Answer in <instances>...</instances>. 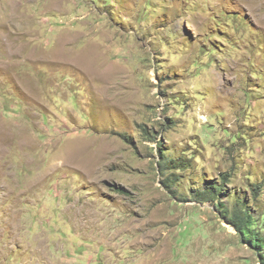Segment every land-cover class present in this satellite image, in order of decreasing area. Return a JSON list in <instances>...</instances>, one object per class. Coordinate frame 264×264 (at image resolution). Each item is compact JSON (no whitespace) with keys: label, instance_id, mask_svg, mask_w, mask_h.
Masks as SVG:
<instances>
[{"label":"rangeland","instance_id":"374dc122","mask_svg":"<svg viewBox=\"0 0 264 264\" xmlns=\"http://www.w3.org/2000/svg\"><path fill=\"white\" fill-rule=\"evenodd\" d=\"M234 196L264 236V0H0V264H264Z\"/></svg>","mask_w":264,"mask_h":264},{"label":"trees","instance_id":"16d2710c","mask_svg":"<svg viewBox=\"0 0 264 264\" xmlns=\"http://www.w3.org/2000/svg\"><path fill=\"white\" fill-rule=\"evenodd\" d=\"M188 159L184 157H178L175 159H165L162 158L158 161L159 169L161 173H165V171L169 169H180L181 167H185ZM233 173L228 171L220 174L219 178L210 179V181L203 180L200 183H197L198 186L194 188V192L192 195L196 196L197 200L202 201H215L219 197H221L226 191V187L230 183V179ZM172 179L171 182H179L180 180L176 178ZM209 180V179H207ZM164 184L169 186V177L163 180ZM200 184V185H199ZM259 188V185L253 188V191L256 192ZM233 203L240 206V209L236 205H233V211H229L225 203H221L217 201L218 211L222 213L224 217L228 220V222L236 229L239 233L240 237L244 238L248 243L258 247V249H262L264 247V236H262L259 232L255 230L254 224H256V219L252 214L248 205L246 204V200H240L237 196L233 197ZM264 262V257L262 258Z\"/></svg>","mask_w":264,"mask_h":264},{"label":"bare ground","instance_id":"6f19581e","mask_svg":"<svg viewBox=\"0 0 264 264\" xmlns=\"http://www.w3.org/2000/svg\"><path fill=\"white\" fill-rule=\"evenodd\" d=\"M84 57H85V56H84ZM78 58H79V57H78ZM85 58H86V57H85ZM89 59H90V58H89ZM77 60H78V59H77ZM77 60H76V61H77ZM84 61H85V60H84ZM84 61H83V62H84ZM92 61H93V60H92ZM94 61H95V60H94ZM84 65H85V64H84Z\"/></svg>","mask_w":264,"mask_h":264}]
</instances>
